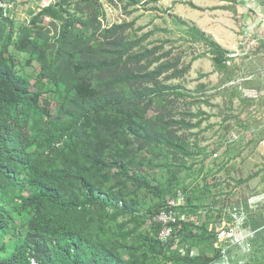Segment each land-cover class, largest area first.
<instances>
[{
    "label": "trees",
    "instance_id": "16d2710c",
    "mask_svg": "<svg viewBox=\"0 0 264 264\" xmlns=\"http://www.w3.org/2000/svg\"><path fill=\"white\" fill-rule=\"evenodd\" d=\"M11 1L0 8V264H264L263 201L257 188L235 192L264 184V157L245 172L264 121L229 84L228 49L173 17L219 76L189 91L174 81L191 63L150 40L156 28L106 25L101 0L40 3L20 24ZM118 1L129 16L140 0ZM165 208L180 220L162 241L154 216ZM234 211L249 253L219 241Z\"/></svg>",
    "mask_w": 264,
    "mask_h": 264
},
{
    "label": "rangeland",
    "instance_id": "374dc122",
    "mask_svg": "<svg viewBox=\"0 0 264 264\" xmlns=\"http://www.w3.org/2000/svg\"><path fill=\"white\" fill-rule=\"evenodd\" d=\"M52 1L53 0H46V1L45 0H41V1L12 0L11 18L15 20V22L18 24L23 22L27 23L31 17L28 14L29 9L33 8L35 10H38L37 9L38 4L40 3L43 4L44 2L50 3ZM193 1L195 2V5L198 8H194L191 6L190 2H192V0H140L139 3H136L135 6L133 7L135 11L129 16L125 15L122 9V5L119 3L118 0H101V3L103 5V9L105 12L106 25L107 24L110 25L116 22H121L122 20L125 19L127 20L135 19L136 27L144 26V29L141 32H147L156 28V31L150 37V40H155L156 41L155 44H160L162 41H166L164 50L170 49L173 51L172 53L173 55L181 56L182 63L185 65L191 63V68L187 73V75L184 77V79L174 82L175 84H180L186 90L192 91L198 86L199 83L206 82L209 83L210 85L216 84V77L214 75L212 76L207 75L202 78L198 77L200 73L208 74L209 70L212 68V64L209 61L208 55L200 58H196V56L199 54L207 53V48L201 43H193L192 41L187 40L186 38L189 37H186L185 33L182 31V28H184L185 26L183 27L180 23H176L173 20V17H175L179 22L185 20L188 23L189 22L193 23L191 18L199 21L200 19H202V16H230V17L243 16V14L241 15L239 12L235 13L232 10L221 8V6H225V7L231 5L234 6L233 1H231L232 3L230 5H228V3L224 4L213 0H207V1L193 0ZM248 3L249 5L246 3L245 5L246 7L249 8L250 6L253 5L254 1L250 0L248 1ZM217 6L219 8H217ZM218 9H221V11H217ZM254 11H257V9L252 7L251 12L254 13ZM234 21H237V18H234ZM205 33L207 35L212 36L207 32ZM228 55L237 56L238 54L228 53ZM33 66L38 68V65L35 62ZM33 66H26L25 70L27 72H31L34 69ZM212 91L213 90H210L208 92H212ZM183 100H184L183 98L179 99V104H183ZM219 100L221 101L220 97L217 96L215 100H213L212 102L221 103ZM187 101L190 102V99L188 98ZM192 108H195V106H193ZM202 108L210 113L217 112V110H212L207 105H202ZM219 121L220 118L215 116L211 117L209 122L206 121L203 122L202 127H204L207 123L215 124V122L218 123ZM206 135L208 141L205 144L211 143L214 141V139H216V137L213 134V130H209L206 133ZM216 155L217 154H215L214 156ZM263 157H264V140H262L258 145L257 153H255L252 157H250L248 161L245 163L246 164L245 172H248L252 168V165L256 162L261 161ZM209 181H212L211 178H209ZM252 188H257L258 194L256 196L258 199H261L263 201L262 204H264V193L262 192L264 188V184H259V179L252 180L249 184V189H245L244 191L242 189H237V191L235 192L237 193V196H240V194H243L245 196H251ZM260 192L262 193L260 194ZM181 198H182V202L184 203V199L182 196ZM253 200H255V198H252L250 201ZM256 207L257 206H255L254 204L253 208ZM232 215L234 216L235 227H232L231 230H227L226 227H228V225H225L223 221L222 225L219 227L218 230L221 229L222 231V229H225V232L221 233V235L219 236V241L225 243L227 248L233 245H240L245 253H249L251 252V248L248 239H250V237H253V235L250 232L242 231V229L240 228V225L245 220V215L237 213L236 211L232 212ZM234 234L237 235L236 239L234 238ZM224 263L226 262L223 261L220 264H224Z\"/></svg>",
    "mask_w": 264,
    "mask_h": 264
},
{
    "label": "crops",
    "instance_id": "0c3cea01",
    "mask_svg": "<svg viewBox=\"0 0 264 264\" xmlns=\"http://www.w3.org/2000/svg\"><path fill=\"white\" fill-rule=\"evenodd\" d=\"M213 1L228 3V5L233 1L234 6H221V8L232 10L235 13L239 12L243 16H231L237 18V21H234V18L230 16H202L199 21L193 18L191 20L201 30L211 34L220 45L228 49L229 53L238 54L233 56L229 63L236 72V78L230 83L238 85V90L242 92L243 97L258 106L257 117L264 121V40L261 33L262 25L257 23L261 17L260 14L264 11V0H255L249 8L246 7L245 3L249 5L248 1L250 0ZM192 3L195 4L193 0ZM45 4L49 3L44 2L42 5ZM252 7L256 8L257 11L252 13ZM217 8L219 7L217 6ZM217 11H221V9ZM212 69L213 67L208 73H211ZM212 75L216 77L217 83L218 74L211 73L209 76ZM237 98L234 108L239 106Z\"/></svg>",
    "mask_w": 264,
    "mask_h": 264
},
{
    "label": "built area",
    "instance_id": "2783aa9c",
    "mask_svg": "<svg viewBox=\"0 0 264 264\" xmlns=\"http://www.w3.org/2000/svg\"><path fill=\"white\" fill-rule=\"evenodd\" d=\"M253 1L255 2V0H253ZM6 5L7 4H6L5 0H0V8H6ZM8 6H9V8H11L12 4H8ZM260 16L261 17L258 19L257 23L262 25V32L261 33L263 34V40H264V11L260 14ZM179 204H182V198L181 197H179L178 201L175 202V201L171 200L169 203V205H171L172 207L177 206ZM154 220L163 225L161 231L159 232L158 237L160 240L166 241L171 237V234L173 232V225L180 220V217L178 216L177 212L174 211V209L165 208L154 216ZM223 261L226 262L227 264H229L226 257H224V259L222 261H220V263ZM226 263H224V264H226Z\"/></svg>",
    "mask_w": 264,
    "mask_h": 264
},
{
    "label": "bare ground",
    "instance_id": "6f19581e",
    "mask_svg": "<svg viewBox=\"0 0 264 264\" xmlns=\"http://www.w3.org/2000/svg\"><path fill=\"white\" fill-rule=\"evenodd\" d=\"M230 57H233V56H230Z\"/></svg>",
    "mask_w": 264,
    "mask_h": 264
}]
</instances>
